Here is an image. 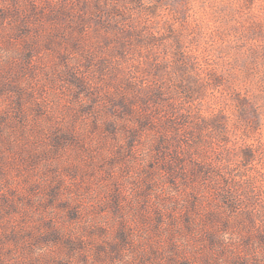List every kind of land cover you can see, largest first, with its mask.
<instances>
[{
  "label": "rangeland",
  "instance_id": "1",
  "mask_svg": "<svg viewBox=\"0 0 264 264\" xmlns=\"http://www.w3.org/2000/svg\"><path fill=\"white\" fill-rule=\"evenodd\" d=\"M127 251L264 264V0H0V264Z\"/></svg>",
  "mask_w": 264,
  "mask_h": 264
},
{
  "label": "clouds",
  "instance_id": "2",
  "mask_svg": "<svg viewBox=\"0 0 264 264\" xmlns=\"http://www.w3.org/2000/svg\"><path fill=\"white\" fill-rule=\"evenodd\" d=\"M128 181H129V177L127 176L125 177V183H127ZM103 196H104V191H101L96 187H93L92 191L89 193V197H91V201L100 200L102 199ZM143 242L144 241L142 237L136 238V243L142 244ZM144 250L145 251L147 250L146 247ZM37 255H39V252L37 253ZM136 255H137L136 252L127 251V253L124 254V261L121 262V264H134Z\"/></svg>",
  "mask_w": 264,
  "mask_h": 264
}]
</instances>
